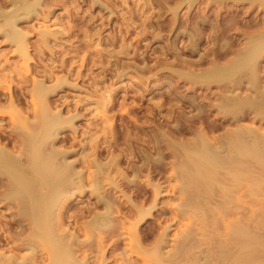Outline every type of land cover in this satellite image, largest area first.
<instances>
[{
  "label": "rangeland",
  "instance_id": "rangeland-1",
  "mask_svg": "<svg viewBox=\"0 0 264 264\" xmlns=\"http://www.w3.org/2000/svg\"><path fill=\"white\" fill-rule=\"evenodd\" d=\"M4 1L8 2L9 0H0V3L1 2L3 3ZM188 1L187 0H45L47 8H49V10L51 11L48 18L25 19V20L23 19L20 23V26H25V29H27L28 26L29 27L33 26L34 29L33 31L35 33L37 28H39L38 30L43 29L48 31L61 32L59 39L55 40L56 42L54 40H51L49 43L50 46L49 48L52 50L53 53H51L49 48H45L46 49V50L44 49L45 55L43 56L44 59L42 62H39L38 60H35L36 54L33 53L35 51L31 48L29 50L31 52V53L29 52V54H32L30 55L31 62L28 61L29 63L25 64L27 65L25 67L23 65V61H21L17 57H14V54L12 55L13 52L12 53L10 52L12 51V49L6 45L4 39L0 36V63L3 64V61L5 62L6 59H9L11 62H17V65L15 64L16 67H12V68L18 71H20L19 69H21L22 71V72L20 71L21 73H24L23 72L24 69H27V71L29 70L25 74L29 78V80L35 78L41 79L40 73L34 75L33 70L36 69L40 71L43 69V66L46 68L47 64H48L47 65L48 69H50L49 67L53 69L55 66V69H53L52 72L54 78L57 77L66 78L65 80L67 81V83L63 86L62 89L60 90L58 89L55 93L53 92L52 95L49 97V100L52 101L51 103L54 104L56 103L55 105L53 104L54 107L53 109L63 110L62 115L64 114L63 115L64 117H68L67 115L69 114L67 113H70L69 116L78 113V115L81 118L78 117L75 119L73 124L74 129L68 127L67 129L65 128L61 130L59 136L61 137L60 140L62 141L57 143L56 146L59 150L65 149V151L66 150L69 151L70 155L68 157V160L70 162L76 160L78 162V163L76 162L78 168L81 167L83 168V166L80 163L81 162L80 159L84 155L87 156L88 154L86 153H89L88 157L86 158V161L87 160L89 161V159H92L93 157L96 156L94 159L99 157L100 160L99 159L98 160L102 163H106L107 162L106 159L109 157L110 159H108V161L115 156L122 157L123 160L120 157L121 168L119 170L120 172L123 171L122 173L125 174L126 179L129 180L130 178V180H133L135 184L129 186L131 189L130 191L129 188L125 186L126 180L120 179L115 174L112 175L114 171L112 172L111 175L113 177L115 176L116 178L115 177L112 178L120 182L121 189L123 188L122 189L123 192H125V194L130 195L129 197L133 203L141 204L143 207H145L144 208L145 210H147L148 208L150 210L148 213L149 215L145 216L143 220L137 225V232H140L138 234L139 236L142 235L141 239L143 240V241L141 240V246L145 248V250L143 249L144 250L143 254H146L147 250L152 251L153 247L156 246L157 242L159 241V238L162 236V234L160 235V233L164 231L166 232L165 234H167L166 235L167 237L165 236L166 241L161 246V254L164 257H167L172 252H174V249L177 247V245L179 246L182 245L180 247V251L176 259V264H185L188 263L189 261L192 263L194 260H195L194 264H237V262H235L234 259L231 260L232 258L231 259L226 258L227 260L226 261L225 256L222 253V248L221 247H220L221 249L218 248L219 247L218 245L220 242H222L224 243L223 246L226 245L228 246L227 244L228 242L226 241H228L229 238L228 237L229 235H227L228 234L227 232H229L228 229L229 225H233L236 221H238L237 219L239 218V221L240 220L242 221L243 227L247 230V233L246 232L244 233L245 237L243 239L246 245L244 251H246L247 249V252L244 253L245 254L244 256L246 257L244 261L247 262L248 260L249 262L247 264H258V263L264 264V183H263L264 169L262 167H258V171L256 169V173L259 171H260L259 173H261L258 174V178L260 177V179L262 180L261 181L262 188L260 186L259 189L260 191L258 190L256 194L254 192L251 193L250 192L251 190L249 188L250 186H248V184L246 185L244 184V186L241 188V192H239L240 197L242 199L239 198L240 199L239 202V200L235 198V196L237 197V195L233 196V199L231 201L232 204H230L229 202L230 204V205L228 204L229 208L227 207L229 211L227 210L228 212L224 214L225 216L227 215V217L220 215L219 211L216 208V212L212 211L213 212L212 213L213 215H211L212 217L211 216L210 218L207 217V219L209 220L205 223L204 218L206 216L202 213H200V215L197 212L190 214L189 211L185 212L178 210V207L181 206L185 200V197L183 196L185 194L180 193L181 192L179 190L180 182L179 180H176L174 173L176 172L175 162L174 159H172L173 157L171 158L169 144H167L166 141V139H171V137L176 138V141H179V139L182 138L183 139L185 138L187 140L188 138L191 139L195 134L194 131H196L197 129H202V130L204 129V131L206 132L210 131L211 134L208 132L210 134L209 135L207 133L208 136L213 135V137L211 138L214 137L216 138L217 136L224 133L226 130L231 131L232 129H236L237 124L238 127L242 126L244 128H248V127L251 129L253 128L254 130L258 131V133L264 134V119L260 120V118L257 117L254 113L251 114L247 113V115L243 117L240 121H238V123L236 122L237 123L236 124L235 121L230 120L231 118H228L229 120L228 121L227 117L223 119L221 113L219 111H218L219 114L218 112H216L218 110L216 108L217 104H219L220 102L219 100L220 98H222V96L244 97L247 96L248 94H249L248 96H254L253 95L254 93L252 91L250 92L249 90H247L249 88L246 86V83H243L240 86H238L239 88L237 87L234 88L235 90L227 88L230 92L229 93L227 92V90H225L226 88L223 87L222 84L214 83V84L206 85L204 83L197 82L195 83V85L196 84L198 85L195 86L194 83L190 82L189 79L187 81L188 78L187 74L191 73L192 71H193L192 74H196V72H198L199 74L200 72L206 71L208 68H210L212 63H219V62L220 64L224 63L227 59H229L232 56L233 52L236 51V49L239 50V48L245 46L244 44L247 41L248 35L256 34L255 32L258 31L261 32L264 29L263 28L264 0L261 2V4L259 2H254L251 4L247 0H241V1L222 0V2H220V0H216V2L215 0H212L213 3L212 1L209 2V0H191V2L190 0ZM3 9H9V6H6V8L4 6ZM209 24L211 25L213 24V25L211 26ZM252 25H254L255 27H253ZM260 25L263 26L261 27ZM256 26L259 28H257ZM213 27H215L216 29ZM197 29L200 30V32ZM240 29L242 31H240ZM252 29L254 30V32ZM256 29L259 30L257 31ZM191 36L192 37L194 36L193 37L194 39H190L192 38ZM34 37L32 33L30 38L31 42H34V39H36V37L35 38ZM65 42L66 44H64ZM242 43L244 44L242 45ZM211 44L213 45L211 46ZM54 45L56 48L54 47ZM225 45H227L226 47L229 50L230 49L232 50V53L230 52L227 57H222L223 53H225V49H224ZM228 46L229 47L232 46V48H229ZM61 50L62 52H60ZM3 51L6 53H3ZM63 52H65V54ZM213 53L215 56L213 55ZM69 54H71V56H69ZM112 55L115 57H113ZM98 57L100 58L97 59ZM188 60L189 61L191 60L192 62L194 61L195 64L194 62L192 64V62L191 61L189 62ZM210 60H212L213 62ZM216 60L217 62H215ZM62 61H65V66H64L65 68L61 69L59 67L62 64ZM182 61L183 64H181ZM198 61L199 63H197ZM260 61L261 62H260L259 76L261 79V85L264 89V56L260 59ZM49 63L50 64L53 63V64L50 65ZM69 64L70 65L72 64V66H69ZM202 64L204 65L202 66ZM184 66H186L185 69ZM197 66L201 67L200 72L198 69H196L198 68ZM12 68H9V70L8 69L7 70L10 71ZM66 70L68 71L66 72ZM176 74L181 79L178 76L176 77ZM47 82H46L47 84L46 86L51 87V85L55 84L54 79L52 81H47ZM9 83L10 82L1 84L2 87H0V91L1 90L3 91V92L1 91V94H5V96H8V93L11 92L10 90L12 89L13 84L14 85L17 84V81L15 80L12 81L11 83L13 84L11 83L9 84ZM191 84H193L192 85L193 87L190 86ZM202 85L203 87H201ZM13 87L15 88L16 86ZM105 87L106 90H104ZM190 87H192L193 89ZM8 88L9 90H7ZM232 90L233 92H231ZM105 93L107 94L108 97L105 96L106 95ZM199 94L201 95V97ZM108 99L111 101H109ZM29 100H30L29 97H25V102H27V105H29ZM65 100L67 103L65 102ZM104 100L107 101L105 104L106 106L100 105L101 102H105ZM21 106L26 107L25 104ZM173 106H177V107H173ZM177 113H179L180 116ZM253 114L255 116H253ZM8 117L9 116H7V113L6 115L4 113L3 116L0 117V120H2V123H6L10 120V118ZM190 118L192 119L194 118L193 120L194 123L192 122V119L190 120ZM208 119L209 120L211 119L210 121L212 122L214 121L215 124L223 123L224 124L223 129L225 130L223 129L211 130L210 126H212L214 122L212 123ZM168 120H171V122H168ZM206 120L210 123L209 124L208 122L206 123ZM175 127L177 128L178 133L182 131L184 134H182V132H180L179 135L176 134L177 131L174 130L176 129ZM185 127L186 128L190 127L189 129H187L188 131L189 130L191 131L192 129L194 130L193 132L192 131L188 132ZM205 127L207 128L208 131L205 129ZM202 130H197L196 132ZM172 131L173 132L175 131L176 133L173 134ZM97 133L99 135H97ZM94 134L96 139L93 138ZM172 134L175 135V137ZM180 134H182L181 137H179ZM176 135L178 136V140ZM102 136L104 137V139ZM155 137L159 139L160 145L156 143H154L153 145V139L155 140L156 139ZM87 140L90 141L87 142ZM161 140L163 143L161 142ZM139 143L141 146L139 145ZM158 145H159V150L155 149ZM68 146L69 148H67ZM85 147H88L89 149ZM136 147L138 148L140 147L141 149L139 148L138 150V148L136 149ZM82 148H85L84 154H82ZM96 148L98 149L94 150L96 151L94 152L93 149ZM91 151H93L92 154L93 153L96 154L90 155ZM103 151H105L106 153ZM98 153H100L99 154L100 156L98 155ZM142 156H147L149 160L147 162H145L144 160L142 161L141 159ZM156 157L158 158L156 159L158 163H156V160H153ZM163 160L166 161L167 163L166 162L164 163ZM151 161L153 162L151 163ZM131 167L133 168V170L131 169ZM140 168L142 169L140 170ZM136 169H138V172ZM84 170L87 171V168L85 169L84 167ZM141 186H143V188ZM152 186H158L160 188V194L156 198L155 206L153 207V209L151 208V205L153 204L152 201L154 198V194L152 196V192L150 193V191L152 190ZM88 194L89 192H84L83 194H78L80 197L76 195L75 197L72 196L74 198L71 197L69 199V204L71 208L69 209L68 212L73 214L79 209L84 210L87 207L89 208V206L90 208L94 207V202L96 201V199L93 195L89 194L90 195L89 196ZM251 194H254L253 195L254 197ZM116 195H117V199L118 198L120 199L121 197L120 201L122 202L123 197L119 195V193H116ZM142 195L143 196L145 195L144 198ZM150 199L152 201H150ZM215 205L216 202L215 204L213 203V205H210V207L212 206L215 207ZM237 206L238 207L240 206V208L236 209ZM213 207L211 210H215ZM0 210H1L0 216L2 215L1 218L5 221L2 223L4 224V226L6 224H7L6 226H9L8 224L11 221L12 217L10 216L7 210H2V209ZM73 210L76 211L74 212ZM70 213L68 214L71 215ZM133 216L130 217V215H126V216L123 215L122 217L124 218L126 217L125 219L124 218L123 219L128 220V217L132 218ZM134 218L135 217H133L132 219L134 220ZM212 218H214V220ZM215 219L217 220L215 221ZM130 220L131 219H129L128 222H130ZM133 220L131 222H133ZM231 222L234 223L231 224ZM5 227L2 226L0 228V231L5 233L4 235L0 232L2 235H4V237L7 236L5 232L6 229H3ZM130 227H133V225L128 226L127 224V231L126 228L122 229L123 232L120 231L121 236L120 235L119 236L121 237V239H119L120 237L118 238L117 236L116 237L111 236V239L108 238L110 239L109 241L107 239L108 241V243L106 242L107 246L108 245L112 246V251L110 246L106 247L107 253L105 254L106 256L105 264H126L125 263L126 260L121 261V260H117L116 258L119 259L118 254H120L121 252V247L129 243V241L126 239V235H127L126 233H128L129 231L128 229H130ZM214 229L219 232L216 233ZM222 229H224L223 230L224 232H226L228 229V231L226 232L227 234L222 232ZM201 231L203 232V234H200ZM211 231H215V232L212 233ZM186 232L188 233L186 234ZM123 233H125V235H123ZM188 234H190L189 238H186L188 237ZM224 235H227L228 238ZM123 236H125V238ZM4 237L2 236L1 239L3 243H6ZM252 238L253 240L255 238L257 240L255 239L254 242ZM116 239L122 240L123 242L124 241L126 242L127 240V243L125 244V242L123 243L122 241L121 242L119 241L122 244L119 243V250L117 248L115 251L114 250L115 248H113V246L115 245ZM196 240H198L197 243ZM113 241L114 243L112 245L111 242ZM257 241L259 244L257 243ZM191 242L194 243L192 244ZM106 243L104 242V245ZM251 244L257 246V249L253 245L251 247L252 248L255 247L254 248L255 250L252 249L250 247ZM3 247L5 248L6 245H4ZM248 249L249 250L252 249L253 252L252 254H249V256L246 255V253L247 254L250 253ZM113 250L115 251L114 254L116 255L115 256L113 254L114 258L113 255H111L114 252ZM109 251H111V253ZM130 256L131 257L128 256V258H126L129 259V261L131 260L130 262L127 261V264H155V262H153L152 260L146 259L145 255L142 254L140 255L139 253H134ZM109 260L111 261L109 262ZM98 262L100 264L101 260H99ZM164 264H171V263L167 262Z\"/></svg>",
  "mask_w": 264,
  "mask_h": 264
},
{
  "label": "bare ground",
  "instance_id": "bare-ground-1",
  "mask_svg": "<svg viewBox=\"0 0 264 264\" xmlns=\"http://www.w3.org/2000/svg\"><path fill=\"white\" fill-rule=\"evenodd\" d=\"M210 1H212V0H209V2ZM233 1H241V0H233ZM247 1H249L251 4L254 2H259L261 4V2L263 0H247ZM44 2H45V0H9L8 2L4 1L3 3L2 2L0 3V36L4 39V42L6 43V45L12 49V51H10L11 53L13 52L12 55L14 54V57H17L21 61H23V65L25 67L27 66L25 64L31 62L30 61L31 60L30 55H32V54H29V52H30L29 50L31 48L35 51V52H33L36 54L35 60L42 62L44 59L43 56L45 55V50H46L45 48H49L50 47L49 46L50 41L51 40L55 41L56 39H59V36L61 35V32H58V31H48V30H43V29L38 30L39 28H37L36 33H35L33 31L34 30L33 26L32 27L28 26L27 29H25V26H20V23L23 19L24 20L25 19H38V18L47 19L48 16L50 15L51 11L49 10V8H47L46 2L45 3ZM190 2H191V0H190ZM215 2H216V0H215ZM220 2H222V0H220ZM49 3H50V1H49ZM92 3H94V2H92ZM212 3H213V1H212ZM4 6H5V8H6V6H9V9H3ZM259 7H261V6H259ZM203 18H205V17H203ZM205 19H207V18H205ZM205 19H203V20H205ZM209 25H211V24H209ZM252 26L255 27L254 25H252ZM213 28H215V27H213ZM236 28H237V26H236ZM257 28H259V27H257ZM61 31H63V30H61ZM198 31L200 32V30H198ZM240 31H242V30L240 29ZM253 32H254V30H253ZM32 33H33V37L34 36L36 37V39H34V42L30 41ZM255 33L256 34L248 35L246 43L245 44L242 43V45L244 44L245 46H243L242 48L238 47L239 50L236 49V51L233 52L232 56L229 59H227L224 63H221V64H220V62L219 63H212L211 67L208 68L206 71H203V72H200L201 67L197 66L198 68H196V69L199 70V72H200L199 74L196 71H195L196 74H192L193 73L192 70H191L192 71L191 73L187 74L188 75L187 81L189 79L190 82L194 83V85L197 82L204 83L206 85L214 84V83L222 84L223 87L226 88L225 90H227V92H229V90L227 88L235 90L234 88H236V87L239 88L238 86H240L243 83H246V86L249 88L247 90H249L250 92L252 91L254 93V94L252 93L254 96H248L249 94L247 96H244V97L222 96V98H220V100L218 99L220 102H219V104H217L216 108L218 110L216 112L219 111L221 113L223 119L225 117H227V120H228V118H231L230 120L235 121V123L236 122L238 123V121H240L243 117H245L247 115V113H250V114L254 113L257 117L260 118V120L264 119V89L261 85V79L259 76L260 62H261L260 59L264 56V29L261 32L258 31ZM204 36H205V34H204ZM193 37L190 39H194ZM192 42H193V40H192ZM210 42H212V41H210ZM64 44H66V42ZM212 45L213 44H211V46ZM227 45H225V47ZM233 45H234V43H233ZM208 46H210V45H208ZM239 46H241V45H239ZM54 47H55V45H54ZM225 47H224L225 53H223L222 57H227L230 52L232 53L231 49H230L231 50L230 51L226 47L227 48V50H226ZM235 47H237V46H235ZM229 48H232V46H230ZM50 51H51V53H53L51 49H50ZM214 51H212V52H214ZM60 52H62V50ZM65 52H63V53L65 54ZM3 53H6V52L3 51ZM58 53H59V51H58ZM2 55H4V54H2ZM213 55H214V53H213ZM69 56H71V54H69ZM126 56H127V54H126ZM113 57H115V56H113ZM99 58L100 57H98L97 59H99ZM33 59H34V57H33ZM102 59H104V58H102ZM49 60H50V58H49ZM71 60H73V59H71ZM198 60H201V59H198ZM210 61H212V60H210ZM123 62H124V59H123ZM193 62H192V64H193ZM215 62H217V60ZM197 63H199V61ZM15 64L17 65V62H11L9 59H6L5 62L3 61V64L0 63V85L2 83H6V82L11 83L14 80L17 81V84H15V85L13 83H11V84H13V86H16V87L14 88L12 86V89L10 87L11 92L8 93V96H5V94H1L2 90L0 91V117L3 116L4 113H5V115L7 113V116H9L8 118H10V120L6 123H2V120H0V209L7 210L9 212L10 216L12 217L11 221L8 224L9 226H6L7 225L6 224L5 225L6 227H5L4 224L2 223L5 221L1 218L2 215L0 216V228L2 226L5 227L3 229H6L5 232L7 235L4 237L5 233L0 231L2 234H4V235H2L0 233L1 234L0 235L1 236L0 237V264H97V263L99 264V262H98L99 260H101L100 264H105V262H106L105 254L107 253L106 247L110 246V245L107 246L108 241L111 239V236H114V237L117 236L119 238L121 236V232H123L122 229L126 228V231H127V224H128V226L133 225V227H130V229H128L129 230L128 233H126L127 234L126 239L129 241V243L126 244L127 240L123 239V240H126V242L125 241L124 242L127 246L125 245L126 247L125 246L121 247V252H120V254H118L119 259L116 258L117 260H121V261L126 260L125 263L127 264V261L128 262L131 261V260L129 261V259H126V258H128V256L131 257L130 255H132L134 253H139L140 255L141 254L145 255L146 259L152 260L153 262H155V264H164L167 262L171 263V264H176V259H177V256L179 254L180 247L182 245L181 246L177 245V247L174 249V252H172L167 257H164L161 254V246L163 243H165L166 237H167L166 236L167 234H165L166 232H164V231H162L160 233V235L162 234V236L160 238L158 236L159 241L158 242L156 241L157 244L155 247H153L152 251L147 250L148 253L145 251L146 254H143L145 248H143L141 246L142 235L139 236L138 233H140V232H137V225L143 220V218L145 216L149 215L148 213L150 210H149V208L147 210H145L144 209L145 207H143L141 204L133 203L129 197L130 195L125 194V192H123V190H122L123 188L121 189L120 182L113 179L115 176L113 177L112 175L115 174L120 179L126 180L125 186L128 187L130 191H131V189L129 186L135 184L133 182V180H130V178H129V180L126 179L125 174L122 173L123 171L120 172L119 169L121 168V166H120L121 159H122L121 156L112 157L111 160H109V161H108V159H110V157L107 159L105 158L107 160V162L105 161L106 163H102L99 161L100 160L99 157L94 159L96 156L95 157L92 156L93 160L89 159V161L88 160L86 161V158L88 157L89 153L85 152L88 155L82 156L81 159L79 158L81 160L80 163L83 166V168L82 167L78 168L76 165V162H77L76 160H74L73 162H70L68 160V157L70 155L69 151H67V150L65 151V149L59 150L57 148L56 144L62 141V140H60L61 137L59 136L61 130L65 129V128L67 129L68 127H70L71 129H74L73 128L74 121L76 118L80 117L78 115V113L73 114L71 116H69L70 113H67V114H69V115H67L68 117H64L63 116L64 114L62 115L63 110L53 109L54 103H51L52 101L49 100V97L52 95L53 92L55 93L58 89L59 90L62 89L63 86L67 83V81L65 80L66 78H64V77L54 78L52 75V72H53V69H55V66L53 65L54 66L53 69L51 67H49L50 69H48L47 68L48 64H47L46 68L43 66V69L40 71H38L36 69L33 70L34 75L40 73L41 79L35 78V79L29 80V78L25 75L26 72H28L29 70L27 71V69H24V67H23L24 73H21L22 72L21 69H19L21 71L20 72L18 70H15L14 68H12V67H16ZM51 64H53V63H51ZM106 64H107V62H106ZM181 64H183V61ZM194 64H195V62H194ZM187 65H188V63H187ZM203 65L204 64H202V66ZM64 66H65V61H62V64L60 65L59 68H61V69L65 68ZM69 66H72V64L71 65L69 64ZM185 67L186 66H184V69H185ZM9 68H12V69L10 71H8ZM17 68H19V67H17ZM28 68H29V66H28ZM194 68H195V66H194ZM205 68H207V67H205ZM67 71L68 70H66V72ZM171 72H173V71H171ZM174 73H176V72H174ZM179 75H181V74H179ZM177 76L178 75L176 74V77ZM53 79L55 81V84L51 85V87L46 86L47 85L46 82L52 81ZM192 85L193 84H191L190 86H192ZM196 85H198V84H196ZM74 86H75V84H74ZM0 87H2V85ZM8 87H9V85H8ZM192 87H190V88H192ZM201 87H203V85ZM221 88H222V86H221ZM7 90H9V88ZM104 90H106V87ZM233 90L231 92H233ZM107 93H109V92H107ZM236 93H238V92H236ZM201 95H202V93H201ZM201 95H200V97H201ZM105 96H107V94ZM203 96H204V94H203ZM25 97H29V99H30L29 105L30 106L27 105V102H25ZM104 101L105 102H101L100 105L104 106L107 102L106 100H104ZM109 101H111V100H109ZM65 102H66V100H65ZM86 102H87V100H86ZM23 104H25L26 107L21 106ZM65 105H67V104H65ZM177 106H173V107H177ZM85 110H83V111H85ZM219 112H218V114H219ZM172 113H174V112H172ZM179 113H177V114H179ZM200 114H202V113H200ZM254 114H253V116H255ZM174 116H176V115H174ZM179 116H180V114H179ZM191 116H193V115H191ZM194 117H195V115H194ZM191 119L192 118H190V120ZM199 119H197V120H199ZM193 120H194V118L192 119V122H193ZM199 121H201V120H199ZM225 121H226V119H225ZM168 122H171V120H168ZM177 122H175V123H177ZM207 122L208 121L206 120V123ZM210 122H212V121H210ZM210 122H208V124ZM124 125H126V124H124ZM174 126H176V125H174ZM177 126H178V124H177ZM206 127H205V129L207 130ZM210 127H211V130H219V129L224 128V124L223 123L215 124V122H214L212 124V126H210ZM241 127L242 126L238 127V124H237V128L235 127L236 129H232L231 131L226 130L227 132L225 131L222 134L220 133L221 135L218 134L219 136H217L216 138L215 137L211 138V137H213V135L208 136V134L210 133V131H208V130L207 131L209 133L204 131V129L203 130L197 129V130H202V131H198V132H196L197 130L194 131L195 132L194 136L192 138L190 137L191 139L188 138V140L185 138H184L185 139L184 140L182 138V139H179V141H176V138H172V137H171V139H166L167 144H169L171 158L173 157L172 159H174V162H175L176 172H174V173H175L176 180H179V182H180V186H179V190L181 191L180 193L185 194V195H183L185 197L184 202L182 203L181 206L178 207L179 211H185V212L189 211L190 214L197 212V213H199V215H200V213H202L206 216L204 218L205 219L204 222L206 223L209 220V219H207V217L210 218V216L213 215L212 211L216 212V208L219 211L220 215L225 216L224 214H226L229 211L228 208H229V205L232 204L231 201H232L234 195H237V197L235 196V198L237 200H239V202H240L239 198H241V197H240L239 192H241V188L244 186V184L245 185L248 184V186H250L249 187L251 190L250 192L251 193L254 192L255 194L260 189V186L262 188V184H261L262 180L260 179V177L258 178V174H261V173H259L260 171L256 173V169H257V171H258V167H262L264 169V134L258 133V131L254 130L253 128L251 129L249 127L248 128H244V127L241 128ZM189 128H186V130ZM202 128H203V126H202ZM181 129H184V128H181ZM89 130H90V128H89ZM174 130L177 131V133L175 131L174 132L172 131L173 134L176 133L179 135V133L182 132V131H180L178 133L177 128ZM193 130L194 129H192L191 131L193 132ZM223 130H225V129H223ZM157 132H158V130H157ZM182 134H184V133L182 132ZM182 134H180L179 137H181ZM97 135H99V134L97 133ZM165 136H168V135H165ZM173 136L175 137V135H173ZM176 137L178 140L177 135H176ZM93 138H95V134H94ZM103 139H104V137H103ZM100 140H101V138H100ZM140 140H141V138H140ZM180 140H182V141H180ZM89 141L87 140V142H89ZM141 142H142V140H141ZM159 142H160L159 139H157V138L155 140L153 139V145H154V143L159 144ZM161 142H162V140H161ZM69 144H70V142H69ZM139 145H140V143H139ZM159 145L156 148L155 147L154 148L159 150ZM67 148H69V146ZM85 148L89 149L88 147H85ZM85 148H82V154H84ZM137 148L138 147H136V149ZM139 148H138V150H139ZM97 149L98 148L93 149V151L97 150ZM163 149H164V147H163ZM165 149H167V148H165ZM90 150H91V148H90ZM104 150H106V149H104ZM93 151H91L90 155L96 154V153L92 154ZM94 152H96V151H94ZM103 152H105V151H103ZM71 153H72V151H71ZM79 153H80V151H79ZM140 153H142V152H140ZM99 154L100 153H98V155ZM147 155H149V154H147ZM107 156H109V155H107ZM111 156H113V155H111ZM120 157H121V159H120ZM124 157H126V156H124ZM157 157L153 160L158 159ZM141 159H142V161L144 160L145 162H147L149 160L147 158V156H142ZM161 159H159V160H161ZM171 160H169V161H171ZM124 162H125V160H124ZM152 162L153 161H151V163ZM165 162L166 161H164V163ZM156 163H158L157 160H156ZM164 163H163V165H164ZM171 165H169V166H171ZM84 167H85V169L87 168V171L84 170ZM131 169L133 170L132 167H131ZM141 169L142 168H140V170ZM88 170H89V172H88ZM136 170L138 172V169H136ZM85 171H86V173H85ZM112 172H113V174H112ZM141 176H143V175H141ZM125 186H124V188H125ZM137 186H138V184H137ZM137 186H136V189H137ZM141 187L143 188V186H141ZM127 189H126V191H127ZM84 192H89L90 195H93L95 197L96 201L94 202V207L90 208V206H89V208L88 207L86 209L83 208L84 210H82V209L80 210L79 208H77L79 210L78 211L73 210L74 212L76 211L73 214L68 212L69 209L71 208V206L69 204V199L72 196L75 197V195L79 196L78 194H83ZM151 192H152V196L154 194L153 201L150 199V201L153 202V204L151 205V208L153 209V207L155 206L156 198L160 194V188L158 186H152V190L150 191V193ZM116 193H119V195H121L123 197L122 202L120 201L121 197H120V199L119 198L117 199L118 194L116 195ZM143 193H145V192H143ZM138 195H140V194H138ZM241 195H242V193H241ZM251 195L253 196L254 194H251ZM144 196H143V198H144ZM74 197H72V198H74ZM147 199H148V197H147ZM215 202H216L215 207L212 206L215 210H211L212 207H210V205H213V203L215 204ZM229 202H230V204H229ZM83 207H85V206H83ZM237 208H240V206L239 207L237 206L236 209ZM68 213H70L71 215H69ZM122 214L125 216L130 215V217L134 215L133 217H135L136 219L134 218V220H133L132 219L133 217L132 218L128 217V220L131 219L130 222H128L127 219H126L127 221L124 220L126 217L125 218L122 217L123 216ZM216 216H217V214H216ZM202 217H203V215H202ZM214 217H215V215H214ZM225 217H227V215ZM212 219L214 220V218H212ZM218 219H219V217H218ZM220 219H221V217H220ZM132 220H133V222H131ZM216 220L217 219H215V221ZM237 220L238 221H236L235 223L231 222V224L234 223L233 225H229V228H228L229 232H227L228 229L226 231L228 234L223 231L224 229H222V232L229 235L228 236L229 238L227 237V235H224L228 238V241L225 240L226 242H228L227 243L228 246L227 245L223 246L224 243L220 242L223 247L219 243L218 248H220V247L222 248V253L225 256V260H226V258H230V259L232 258L231 260L234 259L235 262H237V264H244V262H245V264H247L249 261L247 259H246L247 262L244 261V259L246 258L244 256L245 255L244 253L247 252V249H246V251H244L246 248V245H245L244 240H243L245 237L244 233L245 232L247 233V230L243 227L242 221L240 220L241 221L240 222L239 218ZM213 223H215V222H213ZM129 224H131V225H129ZM216 225H218V224H216ZM201 230H203V229H201ZM209 230H211V229H209ZM219 230H221V229H219ZM165 231H167V230H165ZM204 231H205V229H204ZM215 231H211V232L214 233ZM217 232H219V231H216V233ZM187 233L188 232H186V234ZM209 233H207V234H209ZM190 234H188V237H186V236L185 237L189 238ZM200 234H203V232L201 231ZM204 234H205V232H204ZM123 235H125V233H123ZM213 235H212V237H213ZM2 236L6 240V243H3L2 239H1ZM123 237L125 238V236H123ZM253 237H255V236H253ZM108 238H110V239H108ZM210 238H211V236H210ZM107 239H108V241H107ZM119 239H121V237ZM119 239H116L115 245L113 246V248H115L114 249L115 251L117 248L119 250V243L122 241ZM218 239H219V237H218ZM255 239L253 240V238H252V240L254 242H255ZM5 240H4V242H5ZM184 240H186V239H184ZM201 240H202V238H201ZM208 240H209V238H208ZM114 241L111 242L112 245H113ZM197 241L198 240H196V243H197ZM219 241H220V239H219ZM245 241H246V239H245ZM104 242L105 243L107 242V243L104 245ZM191 243L193 244L194 242H191ZM257 243H258V241H257ZM257 243H256V245H257ZM120 244H122V243H120ZM189 244H190V242H189ZM247 244H248V241H247ZM4 245H6L5 248L3 247ZM197 245H199V244H197ZM252 245L255 246L254 244H251L250 247ZM110 247H111V251H112V246H110ZM250 247H247V248H250ZM255 247L257 249V246H255ZM255 247H253V248L251 247V248L254 249ZM252 249L251 250L248 249L250 251V253H248V254L246 253V255L249 256V254H252L253 253ZM109 250H110V248H109ZM111 251H109V252L111 253ZM115 251L111 255H113L115 253ZM114 255H113V258H114ZM216 259H218V258H216ZM254 259H257V258H254ZM231 260H230V262H231ZM110 261L111 260H109V262ZM142 261H144V260H142ZM194 261L192 262L193 264H194ZM192 263L189 261L188 263H185V264H192ZM222 263H223V261H222ZM258 264H260V263H258Z\"/></svg>",
  "mask_w": 264,
  "mask_h": 264
}]
</instances>
